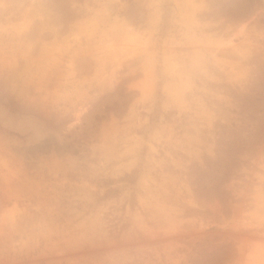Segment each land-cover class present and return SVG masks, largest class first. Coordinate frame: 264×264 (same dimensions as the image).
<instances>
[{
    "label": "rangeland",
    "instance_id": "rangeland-1",
    "mask_svg": "<svg viewBox=\"0 0 264 264\" xmlns=\"http://www.w3.org/2000/svg\"><path fill=\"white\" fill-rule=\"evenodd\" d=\"M0 264H264V0H0Z\"/></svg>",
    "mask_w": 264,
    "mask_h": 264
}]
</instances>
